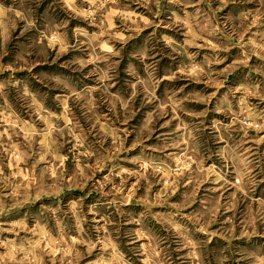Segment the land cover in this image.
I'll return each mask as SVG.
<instances>
[{
	"label": "clouds",
	"instance_id": "1",
	"mask_svg": "<svg viewBox=\"0 0 264 264\" xmlns=\"http://www.w3.org/2000/svg\"><path fill=\"white\" fill-rule=\"evenodd\" d=\"M16 5L0 0V71L10 56L29 72L0 82V264H264V198L247 203L264 152L244 147L264 138V0ZM240 68L245 82L225 86ZM190 84L202 86L198 120L184 115ZM61 99L70 119L52 115ZM209 112L219 116L206 124ZM209 177L250 210L237 218L229 205L222 244L201 235L217 216L211 189L198 213L193 199L168 206L174 189L194 197Z\"/></svg>",
	"mask_w": 264,
	"mask_h": 264
},
{
	"label": "rangeland",
	"instance_id": "2",
	"mask_svg": "<svg viewBox=\"0 0 264 264\" xmlns=\"http://www.w3.org/2000/svg\"><path fill=\"white\" fill-rule=\"evenodd\" d=\"M4 7H11V8H16V0H2ZM225 12H227V9L224 10ZM17 31H19V29L17 28ZM148 31H150V29H142L141 30V35L146 34ZM15 35V33L13 34ZM0 39H2V37H0ZM23 39V38H21ZM235 51V50H233ZM11 57L10 56H5L3 57V62L5 63L6 67L4 71H0V82H3L4 80L7 79V77L9 76V74H14L17 76H23L25 74H27L29 72L28 69H24V68H20L15 70V72H13V69L7 67V64L10 63ZM253 60H255V58H253ZM250 64L253 63V61H249ZM223 67V66H221ZM37 71H48L49 73L55 72V71H61V69L59 68V64L56 65H52V64H48V65H41V64H37L34 67L31 68V72H37ZM248 72L247 68H240L237 69L234 73L230 74L228 76V79L226 81H224L225 86H229L231 85L232 87H238L240 84H243L245 82V74ZM256 73H252L251 75V79H256ZM167 78L165 77L164 80H166ZM34 84L36 83L35 81L33 82ZM163 83V81H162ZM202 86L201 85H189L187 88L184 89V92L182 93V95L184 96H188L191 97L190 99L185 100V104L188 107V111L185 112V117H187V119L189 120H198L201 119V117L193 115L192 113L194 112H199L200 110H202L205 105L201 102L200 97L197 95V93L199 92L200 88ZM215 88V85L213 86V88H210L208 91L211 92L213 89ZM44 90V89H41ZM226 87H221L219 89V92H217V96L220 95V93L225 92ZM159 91V90H158ZM52 95H61L60 92L58 91H53ZM255 97H252L251 100L253 102H255ZM216 102V97H212L211 100L208 102L207 107L211 108L213 106V104ZM55 103L59 104V111H53L52 115L55 118L56 116H60L62 118H66V119H70V117H63V113H64V105L67 103L66 100H59ZM261 106H264V104H262ZM219 114L218 113H212L209 112L207 114V116L203 117V119L205 120V123H210L212 121V119L214 117H218ZM139 117H134L132 121H129V123H136L137 119ZM183 118V117H182ZM161 123H163V121H161ZM0 124H3V121L0 120ZM104 121H100V125L103 126ZM6 127V126H5ZM120 129L121 131L124 130L125 125L123 122H121L120 124ZM176 127L175 125V121L172 122L171 125H166L162 128L158 129V132L161 133H168L171 132L172 129H174ZM5 128L4 127H0V132L4 131ZM156 135H158V133H153V138L152 139H145L144 143L147 145H154L156 143L155 141V137ZM250 135H252V133H250ZM257 137H261L264 136V133H259V134H255ZM109 141H111V136H109ZM135 140V136L130 134L126 137V146L129 149L130 153H136L139 149V146H137L136 148H132L131 144L134 142ZM244 147L249 148L250 150L255 149L257 151V153L259 152H264V138L259 139V142L257 143L256 139H248L244 145ZM155 151V149H153ZM168 151H172V149H168ZM257 179L261 181V183H259L258 185H256L254 187L253 192L250 194L251 199L247 202L248 204H252L254 201H259L260 199L264 198V179H262L261 176H257ZM170 185V180L169 178H165L162 182V184L159 185L160 188H168ZM129 188V192L125 193V195H129V193L132 190V185L130 184L128 186ZM209 189H211L212 195L215 196L216 201H217V216L216 219L213 220L212 223L209 224V228L206 230V232L202 233L201 235H209L211 234V239L216 242L219 241L221 244L224 243V236H223V229L225 227H229L231 226V215L232 213L230 211H228V207L229 205L232 206L233 209H235V215L237 216V218L243 216L244 214L248 213L250 210L249 208L244 204V203H238L236 201V195L237 193H235L232 189H228L227 191H224L222 189H220L218 187V182L213 179L212 177H209L208 179L204 180V182L200 185V188L195 192V196H191L186 194L185 197H180L179 199H177L179 197V193L181 191L180 188H176L172 191L171 196L168 199V206L174 205V204H178L181 200L187 198V199H193L195 200L194 203L190 204L188 207L195 210L197 213L201 210V197L203 196V194L208 191ZM93 196L96 195V193L92 194ZM139 198V197H137ZM132 200L131 195H129V201ZM132 207H140V205L138 204H133L131 205ZM222 206V207H220ZM156 208H163L165 207V205H161V204H157L155 205ZM188 209H185V211H187Z\"/></svg>",
	"mask_w": 264,
	"mask_h": 264
}]
</instances>
